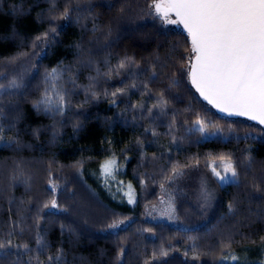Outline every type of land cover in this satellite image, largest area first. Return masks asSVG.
Masks as SVG:
<instances>
[{
	"label": "trees",
	"instance_id": "obj_1",
	"mask_svg": "<svg viewBox=\"0 0 264 264\" xmlns=\"http://www.w3.org/2000/svg\"><path fill=\"white\" fill-rule=\"evenodd\" d=\"M151 3L0 0V241L20 249L0 264H264V128L199 98L187 34ZM46 92L62 112L37 107ZM222 156L239 182L211 180L204 202L198 180ZM161 185L178 225L146 217Z\"/></svg>",
	"mask_w": 264,
	"mask_h": 264
},
{
	"label": "snow or ice",
	"instance_id": "obj_2",
	"mask_svg": "<svg viewBox=\"0 0 264 264\" xmlns=\"http://www.w3.org/2000/svg\"><path fill=\"white\" fill-rule=\"evenodd\" d=\"M153 9L157 19L165 24L182 25L187 33L191 50L187 58L186 75L200 97L222 113L246 116L264 125V0H152L144 14L153 15ZM68 15L66 11L65 18ZM177 82L173 81L174 84ZM19 86L16 80L10 81L8 85L9 88ZM165 103L161 99L160 105ZM64 104L63 95L57 94L54 99L46 92L37 107L43 105L45 111L62 112ZM195 125L194 130L202 136L209 134L206 121L197 119ZM3 131L4 126L0 124V139H3ZM220 161V165H208L213 176L222 185L238 184L239 173L233 160L222 156ZM246 162L250 164L251 159L248 158ZM218 167L223 171H218ZM115 171V159L101 165V172L106 178H114ZM173 174L178 176L182 172L174 168ZM126 195L128 202L133 203L131 185ZM204 198L209 199V194L205 193ZM58 206L53 199L51 208L56 209ZM123 223V220L114 221L108 227L118 229ZM36 243L37 251H42L43 240L38 237ZM12 248L10 241L7 244L0 241V261L13 255L19 256V246H15V251H10ZM123 254L124 249H121V256ZM221 259L237 262L239 258L228 254ZM54 264H60L59 255Z\"/></svg>",
	"mask_w": 264,
	"mask_h": 264
},
{
	"label": "rangeland",
	"instance_id": "obj_3",
	"mask_svg": "<svg viewBox=\"0 0 264 264\" xmlns=\"http://www.w3.org/2000/svg\"><path fill=\"white\" fill-rule=\"evenodd\" d=\"M175 26V24H169ZM3 88V87H0ZM218 171H223L222 168ZM216 182L218 185L222 184L213 176L212 171L210 174V178H207L201 175V179L198 180L199 190L196 193V196L202 198L204 202H207L204 198V194H209V198L211 197V193L208 192L206 188L213 187L212 181ZM224 185V184H223ZM164 186L161 188L160 194L157 196L155 202H148V206L146 208V217L150 221L154 222H165L171 225H178L176 211L174 207V203L172 197H170L165 191ZM125 224V222L123 223Z\"/></svg>",
	"mask_w": 264,
	"mask_h": 264
},
{
	"label": "water",
	"instance_id": "obj_4",
	"mask_svg": "<svg viewBox=\"0 0 264 264\" xmlns=\"http://www.w3.org/2000/svg\"><path fill=\"white\" fill-rule=\"evenodd\" d=\"M180 27L182 28V30L184 31V29H183V26L182 25H180ZM185 32V31H184ZM186 33V32H185ZM187 34V33H186ZM190 85H191V83H190ZM191 87H192V85H191ZM193 88V87H192ZM194 90H195V88H193ZM195 92H196V90H195ZM197 94H198V96H199V98L203 101V102H205L206 104H208L207 103V101H205V100H203V98L202 97H200V95H199V93L198 92H196ZM215 112H217V113H219V114H221V115H225V116H227V117H233V118H241V119H245V120H248V121H250V122H252V123H255V124H258L259 126H261L262 128H264V125H260L257 121H254V120H250V119H248L246 116H235V115H227L226 113H222V112H220V111H218L216 108H214L212 105H210V104H208Z\"/></svg>",
	"mask_w": 264,
	"mask_h": 264
}]
</instances>
